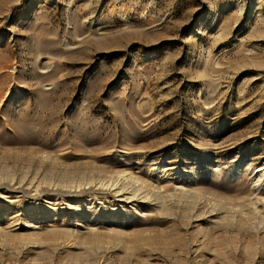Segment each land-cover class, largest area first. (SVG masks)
Here are the masks:
<instances>
[{
	"label": "rangeland",
	"instance_id": "rangeland-1",
	"mask_svg": "<svg viewBox=\"0 0 264 264\" xmlns=\"http://www.w3.org/2000/svg\"><path fill=\"white\" fill-rule=\"evenodd\" d=\"M39 38L46 46L36 50ZM41 103L55 112L52 134ZM82 105L92 108L99 125L90 131L99 133L98 142L87 139L97 153L73 152L70 114ZM16 113L41 119L27 127L38 139L24 144L14 133L12 123L24 116ZM128 131L140 134L127 147L130 155L121 145ZM114 141L122 148L101 149ZM42 142L46 150L39 149ZM59 145L66 149L56 151ZM87 154L121 169L142 164L144 173L152 164L175 173L195 170L200 190L227 196L232 205L246 200L255 170L264 169V0H0V229L10 234L0 236L6 246L0 264L94 262L44 248L42 255L18 257L32 237L30 226L42 224L43 239L66 238L68 229L82 226V214L70 210L75 203L64 194L78 173L95 171L77 165ZM46 157L74 166L47 164ZM37 173L40 193L15 189ZM173 198L186 204L168 218L138 219L125 242L108 232L80 243L87 249L119 243L110 264H264V233L254 230L252 217L249 226H237L228 206L220 218L207 209L201 220L189 201Z\"/></svg>",
	"mask_w": 264,
	"mask_h": 264
},
{
	"label": "bare ground",
	"instance_id": "bare-ground-1",
	"mask_svg": "<svg viewBox=\"0 0 264 264\" xmlns=\"http://www.w3.org/2000/svg\"><path fill=\"white\" fill-rule=\"evenodd\" d=\"M89 36H87V38ZM33 45H34V47H33ZM33 45H32V47L36 50L37 49L40 50L41 47L43 49V47L46 46L42 42V39H40V38L36 39L35 43ZM51 48L52 47H49L50 50H51ZM67 59L69 61L73 60L72 57H68ZM34 80H36V79H34ZM38 85H39V83H38ZM38 85H35V86L37 87ZM35 93H36V91H35ZM41 102H43L44 104H47V102L45 103L44 96H41ZM43 103H41V105ZM41 105H39V107H41L42 110L50 112L49 120H50L51 124H53L52 125L53 127H51V129L49 131H51V134H52V132L54 133L55 127H56L55 126V124H56L55 119L56 118L54 117L55 112H53L52 107L48 108L49 106L44 105V106H46V107H44ZM82 106H81V108L76 110L75 113H73L72 115L70 114L71 121H69L70 122L69 126L71 127L70 128V133L72 134L71 139H72V141L77 142L76 145H75V143H73L75 145L73 152L77 153V152L85 151V152L89 153L90 151H96L95 153H97V151H100V148L97 147V145H89L90 142L88 140L89 139L93 140V141L96 140L98 142L97 137L99 135L97 136V134H99V133H90V131L91 130H94V131L98 130L99 125H98V122H96V120L92 119V115H91L92 114V108L90 106H83V107ZM114 107L115 106L113 105V108ZM116 107H117V105H116ZM29 109H30V107H29ZM114 109H117V108H114ZM24 110H26V112L29 111L27 106H25ZM121 110H122V108H121ZM113 113H114V111H113ZM19 114L16 113L14 115V117L16 115H19ZM22 114L23 113H21L20 115H22ZM60 114H62V113L60 112ZM117 115H119V113ZM34 116L26 114L22 117V119L20 118L22 120L21 123H15L16 121L12 123V129H13L14 133H17V136L18 137L20 136L22 138V142L24 144H27L31 140L38 139V137H39L38 133L36 134L35 131H34L35 133L34 132L31 133L27 129V127H29L32 123H34V122L36 123V122L41 121L40 118L34 117ZM38 116H40V115H38ZM14 117H13V115L10 116V120H12ZM57 124H58V121H57ZM100 126L102 127V125H100ZM58 132H60V131H58ZM39 135H40V133H39ZM138 135H140V134H138ZM138 135H135L132 132L130 133L129 131L127 133L126 132L124 133L123 136L127 139V143L121 144L123 146V148L126 147L125 151H123L124 154H127V155L131 154L130 153L131 150H130V152H128L127 149H129V148H127V147H129V146L131 147V144H132L131 142L136 141L135 138ZM49 139H48V141H49ZM112 139H113V137H112ZM133 139H135V140L133 141ZM4 140H9L7 135L5 136ZM104 140H106V139H104ZM108 140H111V138L110 139L108 138ZM38 142L40 143V141H38ZM47 142H42L39 145L40 146L39 149H45V146H47ZM112 142H113V140H112ZM85 143L88 144L89 146L85 145ZM48 144H49V142H48ZM69 144H70V142H69ZM100 145H101V143H100ZM132 145H134V143ZM103 146L104 147H102L101 149H104V150L121 147L117 144V141L116 142L114 141V143H111V144L108 142L104 143ZM61 147L62 146H60L58 148V150H56V151L66 149L64 146L62 148ZM51 148H50V150H51ZM52 150H53V148H52ZM110 151H112V150H110ZM132 152H133V149H132ZM136 152H138V151H136ZM52 153L53 152H51V154ZM53 155H54V153H53ZM72 156H73V153H72ZM81 156H83V155H81ZM88 156H90V155H88ZM35 157H36V155H35ZM98 157H99L98 155L95 156L94 154L92 156H90L88 159L87 158L83 159V157H82L83 161H80L77 165H79V166L82 165V168L84 166H86V167L89 166V167H92V170L95 169V171L88 172V171H90V170H88L87 171L88 173H85V174L84 173L83 174L78 173V175L75 174L76 179H74L75 181L73 182V185L72 186H66V190H65V194H64L66 199L69 197V201L71 203H75V206H73V207L70 206V210L78 211L82 214L81 215L82 226H75L74 228L68 229L70 234L69 235H62V236H67L66 238H60L61 236H59V238L53 237L52 239L41 238L42 237V230L44 229V226H42V224L39 223V224H35L36 226L35 225L32 227L30 226L28 228L32 230V237L31 238L29 237L26 240L27 242L25 243V247H24L23 251H21L19 253V256L17 254L13 255L15 253L14 251H13L14 253L13 252L8 253L7 256L10 257V255H11V256H16V257L17 256L23 257V254H25V256H29V255L32 256L33 255L35 257V256L42 255L43 250H48L54 255L55 254L68 255L67 258L70 257L71 259H76L77 262H80L82 259L89 257L92 260V262L94 261L93 263H90V264H110V263H108V260L110 258H114L121 248L119 243L118 244L113 243V244H111L110 247H106V248H105V246H102L101 244L97 243L95 246H91L90 248L87 249L84 247V243L81 244L80 242H84L87 238H89L91 236H95L97 239L98 236L109 234L110 232H113L115 235H118V237H120L119 240L125 242L124 240H126L129 237L128 235L131 234V233H129V231H135V228L139 225V223L137 222L138 219L147 218L148 214H153V215L155 214V215H158L157 217H160V218L161 217H167L168 218L169 213L171 211H173L174 209H179L178 207H181V206H183V204H186V203H181L180 202L181 200L174 201L173 197H177V198L179 197L182 199L184 198V199H186V201H184V202L189 201L188 204L190 203L192 214H194V215L200 214V215L196 216L198 219H201V214L203 212L205 213V211L209 208L211 210V213H215L216 216L219 217V216H222L225 214V209H227L226 207L231 206L229 210L227 209V212H229L231 215L229 213H227V214H229L231 216L230 218H232V220H229V218H228L227 221L228 220L232 221L233 223L237 224V226L239 223L245 224V226L246 225L249 226L250 222H249V224H247L246 219L248 220L249 217H252V220L255 221V223L253 224L254 230L259 232L260 234L264 233V169H256L255 170V177L253 178L254 181L252 182V187L248 191L249 193L245 197L246 200L243 199V201L240 202V204H238V205H235L234 204L235 202L234 203L232 202L234 204V205H232V204H230L231 198L228 199V198H226L227 196H225V198H224L223 197L224 195L219 196L217 193H216L217 194L216 195L213 193H208L202 189L200 190V187H199L200 183L199 182L197 183L198 180L195 181V179H193L194 177H196L195 176L196 175L195 170L189 169V170H184V171H178L177 173H175V172H171L168 168H166L164 166H160L158 164H152L151 166L149 165L150 167H148L147 173H144V171H143L144 167H142V164H139V167H135L132 164H130L129 166L125 165L126 168L121 169V167H119L117 165V163H114L113 161H111V159H108L104 163H101V161L98 159ZM39 159L41 160L42 157L41 158L39 157ZM48 159L50 160V163L47 162V164H51V165L57 164L58 165V164L62 163V162H60V163L58 162V161H61L62 158L61 159L60 158L59 159H53V158H49V157L45 158V160H48ZM123 161H125L127 163V165H128V163H130V161L125 159V158L123 159ZM31 162H32V160H31ZM41 162H42V160H41ZM71 163H72V161H71ZM62 164L64 165V163H62ZM68 164H70V163H68ZM38 165H39V163H38ZM40 165H41V163H40ZM75 165H76V163H75ZM77 165L75 167H77ZM64 166L72 167L74 165L70 164V165H64ZM89 167L87 169H91ZM82 168L80 167L81 170H82ZM33 169H35V168H33ZM36 175H38V173L35 174L33 176V178H31L29 180H21L18 183V187L15 189H21V190L23 189L24 190V188H25L26 191H29V193H32V194L40 193L39 191H40V189H42L40 186L42 183V178H41V180L39 179V181H38L36 179ZM53 175H54V173H53ZM60 175H62V174H60ZM66 176H68V175H66ZM41 177H42V175H41ZM60 177L58 179L61 180L62 178H60ZM191 178L193 180H191ZM20 179H22V178H20ZM54 179H55V176H54ZM57 181H59V180H57ZM62 181H63V179H62ZM14 182H15V180H14ZM2 184H5V183H2ZM58 184H59V182H58ZM14 186H15V184H14ZM11 188H12V186H11ZM42 190H44V189H42ZM48 191H50V190H48ZM57 194H59V193H57ZM74 195H76L77 199H76V201L72 202L71 199L73 198ZM11 197H12V195H11ZM248 198H250V200H247ZM214 204L215 205L218 204V207L217 206L214 207L215 206ZM96 205H99L101 207L98 209L97 207H95ZM30 207L35 208L36 211H37V209H39L35 205V203L31 204ZM128 207H131L130 209L132 211H134L135 213L132 214V213L126 211ZM108 208H113V210H110ZM107 213H109V214L107 215ZM143 220L144 219H142V221ZM163 220H164V218H163ZM203 221L206 222V220H204V219H203ZM213 221H214V218H213ZM209 222L210 221L208 220L207 221L208 225L211 224V222L210 223ZM251 223H252V221H251ZM258 224H259V226H258ZM140 225H142V223ZM143 226H144V224H143ZM33 232H35V233H33ZM133 233L134 232H132V234ZM8 234H9V232H7L6 229H3V228L0 229V236L4 237L5 235H8ZM19 235H20V233H19ZM9 236H10V234H9ZM21 236H23V235H21ZM30 236H31V234H30ZM33 236L39 237V239L33 238ZM121 244H122V242H121ZM48 245H49V247H47ZM12 246H13V244H12ZM122 246H124V245H122ZM4 247H6V246L4 244V241H2V243L0 244V257L2 255L4 256V253H5ZM42 248H44V249L42 250ZM53 248L55 249V251L52 252ZM196 254H198V253H196ZM24 258L25 257H23L22 259H24ZM89 258H87L86 260H88ZM79 259H80V261H79ZM197 259L198 258L195 255L193 260H197ZM31 260H32V258H31ZM109 262H110V260H109ZM194 262H196V261H194ZM22 264H24V263H22ZM195 264H197V263H195Z\"/></svg>",
	"mask_w": 264,
	"mask_h": 264
}]
</instances>
